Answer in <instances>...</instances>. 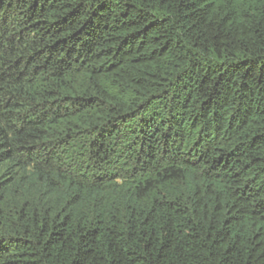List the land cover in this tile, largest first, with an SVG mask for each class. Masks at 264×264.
Here are the masks:
<instances>
[{
	"label": "trees",
	"instance_id": "1",
	"mask_svg": "<svg viewBox=\"0 0 264 264\" xmlns=\"http://www.w3.org/2000/svg\"><path fill=\"white\" fill-rule=\"evenodd\" d=\"M0 264H264V0H0Z\"/></svg>",
	"mask_w": 264,
	"mask_h": 264
}]
</instances>
